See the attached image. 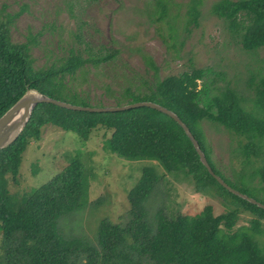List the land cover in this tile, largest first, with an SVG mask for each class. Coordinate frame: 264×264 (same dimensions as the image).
I'll list each match as a JSON object with an SVG mask.
<instances>
[{
  "label": "trees",
  "instance_id": "trees-1",
  "mask_svg": "<svg viewBox=\"0 0 264 264\" xmlns=\"http://www.w3.org/2000/svg\"><path fill=\"white\" fill-rule=\"evenodd\" d=\"M153 4L149 15L163 18L167 2L154 0ZM5 7L0 6V115L29 88L67 104L103 106L101 102L93 104L80 86L88 67L99 70L114 61L119 49L93 47L73 33V42L60 55L49 52L48 59L36 66L31 49L39 45L42 33L29 30L24 41L13 42L10 26L25 5L14 14ZM211 9L244 52L264 47V0H219ZM197 12L194 4L190 6L187 25L197 24ZM168 28L172 30V23L168 22ZM142 64L143 73L131 74L124 87L113 90L105 84L113 106L152 101L173 111L197 138L213 170L239 192L264 204V76H249L252 105L245 107V98L234 87L209 77L210 68L192 67L160 77L149 57ZM203 121L216 123L238 138L232 152L238 162L233 179L211 158ZM47 123L76 133L81 141L88 139L93 129L104 127L109 130L103 141L106 149L132 159L155 158L169 172H186L194 191L220 198L225 210L215 214L208 203L195 214L168 216L158 206L156 217L149 220L145 202L155 194L163 175L150 161L126 191L129 219L121 225L101 218L95 244L81 236L65 235L58 218L72 216L84 206L88 185L78 149L31 191L19 195L9 190V183L18 181L28 143L38 139ZM242 213L251 218L246 225L237 226ZM263 219L264 209L227 190L208 171L173 118L151 107L90 112L40 103L19 135L0 149V264H264V245L256 239Z\"/></svg>",
  "mask_w": 264,
  "mask_h": 264
},
{
  "label": "rangeland",
  "instance_id": "rangeland-1",
  "mask_svg": "<svg viewBox=\"0 0 264 264\" xmlns=\"http://www.w3.org/2000/svg\"><path fill=\"white\" fill-rule=\"evenodd\" d=\"M153 1L0 0V6L5 5V11L14 14L25 5L10 26L13 42L24 41L29 30L42 33L39 45L31 49L36 66L48 59L49 52L53 56L60 55V51L73 42V33H78L93 47L105 45L119 49L114 61L104 63L99 70L88 67L89 72L85 73L80 87L93 104L101 102L103 106H113L105 84L113 90L124 87L131 74L143 73L142 60L149 57L157 65L160 77L192 67L210 68L209 77H216L220 85L227 83L234 87L245 98L244 106L250 107L253 86L248 78L251 74L254 79L264 76V47L249 54L231 39L223 19L211 9L219 0H164L166 12L160 19H154L155 16L147 12L152 11ZM193 4L198 11L197 24L187 25ZM168 22L172 23V30ZM173 43L176 46L173 47ZM202 129L211 158L219 170L233 179L238 162L232 152L238 138L210 121H203ZM108 134L109 130L98 127L88 139L81 141L70 130L48 123L42 125L38 139L30 140L23 153L18 181L9 183L10 192L21 195L31 191L66 164L67 157L78 149L88 185L84 206L72 216L63 217V214L58 218L59 229L65 235L81 236L95 244L101 218L121 225L129 219L126 191L141 175L142 166L150 161L155 162L163 175L155 194L145 202L148 219L156 217L158 206L168 216L170 213L195 214L208 203L213 205L215 214L225 210L220 198L194 191L186 172H169L155 158L132 159L109 151L103 144ZM253 182L257 183L256 177ZM250 218L249 214L242 213L236 225H246ZM260 228L262 232L256 239L261 246L264 245V219Z\"/></svg>",
  "mask_w": 264,
  "mask_h": 264
},
{
  "label": "water",
  "instance_id": "water-1",
  "mask_svg": "<svg viewBox=\"0 0 264 264\" xmlns=\"http://www.w3.org/2000/svg\"><path fill=\"white\" fill-rule=\"evenodd\" d=\"M47 103L54 106H60L71 110L90 111V112H114L121 111L135 107H151L157 109L170 117L182 128L183 132L191 139L196 151L199 154L200 160L206 166L208 171L223 185L227 190L236 194L238 197L254 203L258 207L264 209V204L256 201L255 199L239 192L235 187L226 182L219 174H217L211 167L203 149L201 148L197 138L192 134L188 126L183 123L179 117L168 108L159 105L152 101H138L119 106H80L74 104H67L64 102L56 101L47 98L39 93L37 89L29 88L25 91L24 95L11 106L4 114L0 115V149L10 144L22 131L27 123L31 112L37 104ZM21 112V113H20Z\"/></svg>",
  "mask_w": 264,
  "mask_h": 264
},
{
  "label": "bare ground",
  "instance_id": "bare-ground-1",
  "mask_svg": "<svg viewBox=\"0 0 264 264\" xmlns=\"http://www.w3.org/2000/svg\"><path fill=\"white\" fill-rule=\"evenodd\" d=\"M21 113V112H20Z\"/></svg>",
  "mask_w": 264,
  "mask_h": 264
}]
</instances>
